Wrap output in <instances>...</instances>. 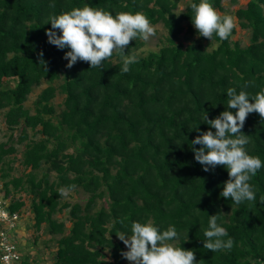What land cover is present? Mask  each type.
<instances>
[{"label": "trees", "instance_id": "1", "mask_svg": "<svg viewBox=\"0 0 264 264\" xmlns=\"http://www.w3.org/2000/svg\"><path fill=\"white\" fill-rule=\"evenodd\" d=\"M180 1L0 0V111L10 132L0 142V184L6 199L15 193L29 197L34 232L44 225L58 237L52 264H125L121 252L128 249L118 236H130L133 221L161 231L175 227L179 239L170 242L193 250L197 264H264V168L250 181L256 200L235 204L220 195L229 178L226 167L204 171L192 150L201 146L191 145L201 132H215L205 115L235 113L226 106L228 88L249 97L264 89V0H249L233 13L251 34L244 48L231 41L235 28L225 40L199 36L190 6L200 0L177 12ZM223 1L210 3L220 11ZM85 5L114 16L141 12L152 26H163V45L137 56L128 73L120 72L115 52L101 68L79 60L66 67L70 49L48 42L49 17ZM143 45L139 38L131 41L125 53ZM41 52L47 70L39 64ZM43 84L31 112L24 104ZM56 95L63 96L58 111ZM242 132L249 136L247 152L264 162L258 113L247 116ZM15 145L22 147L23 169L16 177L10 175ZM69 185L87 196L84 204L63 200L59 189ZM23 207L17 199L8 211L20 215ZM58 214L67 215L68 229ZM215 214L229 234L223 239L234 240L231 250L203 247ZM21 258L20 264H37L34 256Z\"/></svg>", "mask_w": 264, "mask_h": 264}, {"label": "clouds", "instance_id": "2", "mask_svg": "<svg viewBox=\"0 0 264 264\" xmlns=\"http://www.w3.org/2000/svg\"><path fill=\"white\" fill-rule=\"evenodd\" d=\"M50 7H54V4ZM190 7L194 12L192 24L199 36L206 39L212 40L215 34L225 40L236 26L234 18L218 13L210 0H200L198 4L192 3ZM48 23L51 24V28L46 30L48 42L59 49H70L64 56L68 61V68L78 60L87 62L90 68H101L103 62L115 52L121 57L120 72L128 73L130 66L138 63L136 55L125 53L130 42L138 38L148 41L156 35L155 27L141 12H119L114 16L109 11L88 5L73 8L59 16L52 15ZM56 29L59 30V35ZM39 64L46 69L43 52L40 53ZM227 97V109H235V113L225 110L214 119L205 115L204 123L215 129V132L208 130L197 135L191 145L201 147H193L192 150L195 160L204 166V171L217 166L226 167L229 178L224 183L220 194L222 197L231 199L235 204L252 202L256 200V195L250 181L264 168V162L247 152L246 145L250 140L242 129L250 113H258L264 121V89L249 97L243 90L237 94L236 88H228ZM75 187H62L59 194L67 196ZM260 203L264 204V197L260 198ZM197 210L200 211L198 208ZM219 218L218 214L209 216L208 228L204 230L206 240L203 247L212 252L231 250L234 246L232 238L223 239L229 234L226 228L218 224ZM118 238L128 249L122 251L121 255L130 264H197L193 250H185L170 242L179 239V233L173 226L161 231L151 222L133 221L131 235H119Z\"/></svg>", "mask_w": 264, "mask_h": 264}, {"label": "rangeland", "instance_id": "3", "mask_svg": "<svg viewBox=\"0 0 264 264\" xmlns=\"http://www.w3.org/2000/svg\"><path fill=\"white\" fill-rule=\"evenodd\" d=\"M190 0H181L179 6L177 8V12H180L184 9L185 5ZM249 0H226L221 3L222 10L218 11L221 15H230L234 18L235 21V32L231 36L232 43H238L241 48L246 47L249 44L250 39V31L247 29H242L239 27L237 20L235 19L233 13L239 7L245 6V4ZM156 29V35L150 37L148 41H144V45L142 48L133 51L130 55H136L140 57L146 56L149 52H155L160 49L163 45L165 40L166 32L161 24H157L154 26ZM184 42L188 43L187 40ZM214 47V44L208 46L207 50H210ZM45 87V84L41 85L40 87H36L33 89L32 93L28 96L26 103L24 104L25 108L29 109L31 112L33 111V103L36 100L37 95L41 92V90ZM63 96L56 95V97L52 100L53 106L56 108V111L60 109L61 102ZM3 112L0 111V142H5L9 135V131L6 129L3 119H2ZM14 136H18V132H13ZM31 134V133H30ZM17 149V153L15 155L16 161L14 162V170L11 171L10 175L12 176H21L23 174V169L19 165L20 154L22 152L21 145H15ZM0 190L2 191L1 194L4 195L1 184ZM87 196L82 192H70L67 196H63V200L69 202L70 204L73 203H80L84 204L85 199ZM21 199L24 201V207L21 209V213L19 215L18 220L15 222V229L9 230L10 237L16 242L18 246V251L21 257L27 256H34L37 260V264H52L54 260V252H55V241L58 237H52L47 232L45 226L43 225L39 232H34L32 228V216L30 213V200L29 197L24 193H15L11 194V196L7 197L8 203H11L14 200ZM102 205L101 202L97 203V208ZM57 218H61L65 220V226L68 229L70 223L67 221L66 214H58L56 215ZM8 228L9 226L5 224ZM4 223L0 222V227L4 228ZM29 259V257H27ZM31 260V259H30ZM32 262V261H31ZM125 264H130L129 261H126Z\"/></svg>", "mask_w": 264, "mask_h": 264}, {"label": "built area", "instance_id": "4", "mask_svg": "<svg viewBox=\"0 0 264 264\" xmlns=\"http://www.w3.org/2000/svg\"><path fill=\"white\" fill-rule=\"evenodd\" d=\"M9 203L0 192V222L8 225L0 227V264H20L22 261L16 242L10 237L9 230L15 229L19 215L8 211Z\"/></svg>", "mask_w": 264, "mask_h": 264}]
</instances>
